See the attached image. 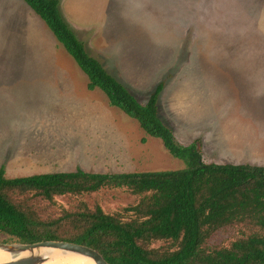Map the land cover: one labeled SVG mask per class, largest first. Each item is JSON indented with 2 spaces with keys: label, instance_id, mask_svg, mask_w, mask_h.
Returning <instances> with one entry per match:
<instances>
[{
  "label": "rangeland",
  "instance_id": "obj_1",
  "mask_svg": "<svg viewBox=\"0 0 264 264\" xmlns=\"http://www.w3.org/2000/svg\"><path fill=\"white\" fill-rule=\"evenodd\" d=\"M100 6L90 28L81 20L64 21L87 54L140 104L163 83L158 116L179 145L199 141L205 164L264 167V0H101ZM86 83L22 0H0L5 178L77 168L103 174L184 168ZM54 201L38 205L41 215L56 217L83 205L119 213L139 198L104 189ZM256 232L263 231L234 224L214 232L206 246L227 248ZM4 238L0 235V243ZM169 245L159 241L152 247Z\"/></svg>",
  "mask_w": 264,
  "mask_h": 264
},
{
  "label": "trees",
  "instance_id": "obj_2",
  "mask_svg": "<svg viewBox=\"0 0 264 264\" xmlns=\"http://www.w3.org/2000/svg\"><path fill=\"white\" fill-rule=\"evenodd\" d=\"M54 36L86 77V89L98 90L111 108L135 121L159 140L184 168L143 173L73 172L5 178L0 167V235L6 244L56 241L83 245L109 264H264V167L215 165L202 161L199 141L179 145L158 116L159 83L145 104L85 51L59 10V0H22ZM104 189L137 196L136 205L106 214L99 207L43 216L42 202L82 196ZM250 223L263 232L240 238L227 248H209L216 231ZM170 245L153 248L155 242Z\"/></svg>",
  "mask_w": 264,
  "mask_h": 264
},
{
  "label": "water",
  "instance_id": "obj_3",
  "mask_svg": "<svg viewBox=\"0 0 264 264\" xmlns=\"http://www.w3.org/2000/svg\"><path fill=\"white\" fill-rule=\"evenodd\" d=\"M46 250V252H42ZM0 252L9 256L10 261L1 264H43L53 253L72 254L85 257L94 264H109L96 250L83 245L67 242H40L35 244L0 243Z\"/></svg>",
  "mask_w": 264,
  "mask_h": 264
},
{
  "label": "crops",
  "instance_id": "obj_4",
  "mask_svg": "<svg viewBox=\"0 0 264 264\" xmlns=\"http://www.w3.org/2000/svg\"><path fill=\"white\" fill-rule=\"evenodd\" d=\"M98 1L100 4L98 3ZM100 5H101V0H59V10L62 15V18L65 21L68 20L73 22L76 21L79 22L81 20L80 24H86L83 26L86 28L91 27L89 25L90 18L98 14L101 7ZM31 13L33 14L32 11ZM11 40H13V38ZM39 72L42 71H35L33 72L34 73L33 75H37ZM238 165H242V164H238Z\"/></svg>",
  "mask_w": 264,
  "mask_h": 264
},
{
  "label": "bare ground",
  "instance_id": "obj_5",
  "mask_svg": "<svg viewBox=\"0 0 264 264\" xmlns=\"http://www.w3.org/2000/svg\"><path fill=\"white\" fill-rule=\"evenodd\" d=\"M42 252L45 253L46 250H42ZM9 261H10L9 256L0 252V264ZM43 264H94V263L85 257H81L77 255L53 253L52 256Z\"/></svg>",
  "mask_w": 264,
  "mask_h": 264
}]
</instances>
